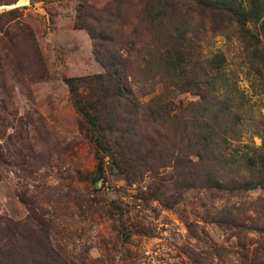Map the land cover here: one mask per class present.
Returning a JSON list of instances; mask_svg holds the SVG:
<instances>
[{"label": "rangeland", "instance_id": "1", "mask_svg": "<svg viewBox=\"0 0 264 264\" xmlns=\"http://www.w3.org/2000/svg\"><path fill=\"white\" fill-rule=\"evenodd\" d=\"M11 1L0 0V12L20 7L0 15V217L10 221L18 239L46 241L61 264L264 261V189L211 188L202 173L194 187L180 189L176 163L188 165L195 157L182 148L189 138L181 142L174 125L153 122L148 104L153 98L162 102L158 77L132 81L144 105L135 112L137 136L123 149L119 143L129 139L112 137L113 157L105 156L102 179L94 185L90 126L71 104L64 78L102 73L96 52L104 46L129 57L133 44L121 34L129 31L126 15L135 10L126 3L133 0ZM184 2L177 1L174 14L178 21L184 14L195 31L190 55L201 62L222 52L223 69L237 87L233 94L243 103L241 137L231 145L240 152L246 144L260 146L264 63L246 49L227 12ZM110 4L119 7L113 42L99 43L86 28L75 27L80 6L97 13ZM258 46L264 52V39ZM166 99L185 105L197 97L169 92Z\"/></svg>", "mask_w": 264, "mask_h": 264}, {"label": "trees", "instance_id": "2", "mask_svg": "<svg viewBox=\"0 0 264 264\" xmlns=\"http://www.w3.org/2000/svg\"><path fill=\"white\" fill-rule=\"evenodd\" d=\"M177 1H122L135 10L129 15L125 14L130 26L128 32L121 34L122 38H128L133 44L129 48V57L122 59L116 50L104 46L103 50L96 52L104 68L102 73L64 78L71 104L90 126L88 134L95 146L96 159L93 183L95 185L102 179L105 156L108 154L113 157L112 137L129 139L124 146L119 143L123 149L128 142L133 144L137 136L135 112L144 105L132 91V81L154 80L158 77L163 83V92L158 97L162 98V102L157 103L153 98L148 104L155 118L153 122L174 125L181 142L189 138L188 145L182 148L188 149L195 157L189 160L188 165L183 164L182 159L176 163L180 189L194 187L199 180V173H202V180L209 187L219 190L264 189V137L260 134V146L246 144V151L240 152L231 145L232 140H240L241 137L237 125H242L239 111L243 103L239 95L235 98L233 94L237 87L223 69L225 57L222 52L201 62L190 55V37L195 31L184 14L181 20L176 19L174 7ZM184 1L195 9H220L227 12L238 26L246 49L253 56H259L261 63H264V52L258 46L264 39V0ZM104 7L101 12L92 13L87 11L88 7L80 6L75 27L86 28L99 43H111L114 40V34L111 33L116 11L114 7H119L113 4ZM19 9L13 7L0 12V15H13ZM89 18L93 21L90 24ZM139 23L143 25L142 31L138 28ZM155 28L156 33L153 32ZM136 73H141L143 77L137 79ZM169 92H191L197 99L185 105L182 102L175 103L166 99ZM173 109L176 112L172 114ZM115 165L120 169L122 160ZM9 223L0 217V264H61L58 256L52 255L46 241L29 240L26 237L19 240ZM259 230L264 232V226ZM208 263L205 258L199 257L192 264ZM263 263L258 258L250 260V264Z\"/></svg>", "mask_w": 264, "mask_h": 264}]
</instances>
